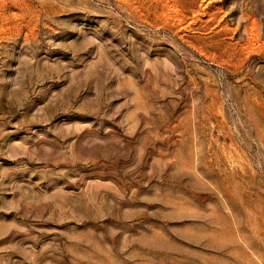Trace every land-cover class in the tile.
<instances>
[{
    "label": "rangeland",
    "instance_id": "rangeland-1",
    "mask_svg": "<svg viewBox=\"0 0 264 264\" xmlns=\"http://www.w3.org/2000/svg\"><path fill=\"white\" fill-rule=\"evenodd\" d=\"M0 264H264V0H0Z\"/></svg>",
    "mask_w": 264,
    "mask_h": 264
}]
</instances>
